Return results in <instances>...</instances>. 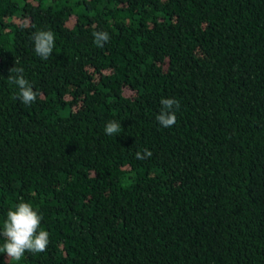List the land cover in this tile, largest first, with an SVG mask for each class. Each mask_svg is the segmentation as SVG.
Masks as SVG:
<instances>
[{
  "label": "trees",
  "instance_id": "1",
  "mask_svg": "<svg viewBox=\"0 0 264 264\" xmlns=\"http://www.w3.org/2000/svg\"><path fill=\"white\" fill-rule=\"evenodd\" d=\"M22 201L47 250L0 264H264V0H0V230Z\"/></svg>",
  "mask_w": 264,
  "mask_h": 264
},
{
  "label": "clouds",
  "instance_id": "2",
  "mask_svg": "<svg viewBox=\"0 0 264 264\" xmlns=\"http://www.w3.org/2000/svg\"><path fill=\"white\" fill-rule=\"evenodd\" d=\"M93 35L97 47H103L110 38L105 31H96ZM33 41L35 53L42 60H47L55 47L54 33L51 30H39L33 33ZM23 71V68L18 67L10 69L8 81L16 86L21 102L30 106L35 103L38 94L24 78ZM160 104L161 110L156 116L157 122L164 128L174 126L177 122L176 110L180 107L179 101L174 98H161ZM120 130L121 125L116 121H109L104 129L106 135L119 133ZM151 156L152 152L147 148L143 153L140 151L135 153L136 159L139 160ZM41 220L42 216L31 203L22 201L15 205L14 210L10 209L0 230V237L4 239V243L0 245V253H5L10 260L20 261L26 252L32 254L45 252L49 244V232L41 229Z\"/></svg>",
  "mask_w": 264,
  "mask_h": 264
}]
</instances>
